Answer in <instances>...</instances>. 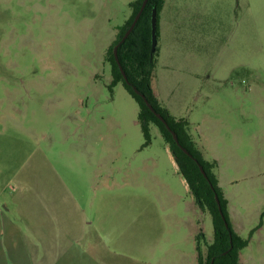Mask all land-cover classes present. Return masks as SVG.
Wrapping results in <instances>:
<instances>
[{
    "label": "rangeland",
    "instance_id": "rangeland-1",
    "mask_svg": "<svg viewBox=\"0 0 264 264\" xmlns=\"http://www.w3.org/2000/svg\"><path fill=\"white\" fill-rule=\"evenodd\" d=\"M133 1L0 0V207L31 236L3 231L0 264H198L213 241L159 128L146 145L138 102L109 88ZM169 2L203 74L169 84V105L218 161L242 264H264V0Z\"/></svg>",
    "mask_w": 264,
    "mask_h": 264
},
{
    "label": "trees",
    "instance_id": "trees-1",
    "mask_svg": "<svg viewBox=\"0 0 264 264\" xmlns=\"http://www.w3.org/2000/svg\"><path fill=\"white\" fill-rule=\"evenodd\" d=\"M143 1L136 0L130 4L133 10L132 16L122 27L118 28L117 38L107 51L106 60L110 63L112 73L109 88L113 92L114 88L122 83L138 102V122L145 137L146 145H150L152 141L151 126L156 125L159 128L174 153L175 161L187 180L197 202L212 216L214 239L211 243H206V252L203 251L200 245L198 246V264H240L241 252L248 247L250 239L241 237L233 228L229 212V200L225 197L217 174L219 164L216 160L205 158L202 148L192 134L189 120L173 115L168 107L157 98L153 89L154 71L159 48H157L152 57L151 19L154 8L158 11L159 19L164 0H149L134 31L118 48V57L126 73L128 83L115 58L114 49L120 44L131 27L142 7ZM134 87L148 99L156 112L164 117L171 131L178 136L179 144L175 141L172 132L150 110L144 98L135 92ZM181 147L187 149L194 158L186 154ZM199 164L204 167L208 178L201 172ZM216 196L219 198L225 220L222 217ZM226 223L228 226H226Z\"/></svg>",
    "mask_w": 264,
    "mask_h": 264
},
{
    "label": "crops",
    "instance_id": "crops-1",
    "mask_svg": "<svg viewBox=\"0 0 264 264\" xmlns=\"http://www.w3.org/2000/svg\"><path fill=\"white\" fill-rule=\"evenodd\" d=\"M158 22L159 35L157 48H159V55L154 71L153 89L157 98L168 107V109L173 115L178 118H184L181 115H178L174 107L169 105L171 104V95L168 85L183 82L184 78L185 82L188 81V78L192 79L193 82L196 84L195 87H199L202 85L203 74H201L198 70L195 69V65L193 66V64L191 63V59L189 58L187 53V48L189 47L192 39L197 37L198 40L199 33L196 32V25L193 23V21L190 20L188 16L182 13V11H175L174 9H172V4H170L169 0H164V5L160 12ZM166 70L170 71V73L172 74L171 79H169V81L166 80L163 76V73ZM178 70H180L181 72L186 71L185 73H188V75L183 74L180 77L178 74H176ZM189 122L191 124L192 129V122L190 120ZM192 134L194 135L193 132ZM194 137L202 148L205 158L211 160L208 158V150L202 145V143L197 140L195 135ZM22 213L23 215L25 214L24 212ZM25 216L27 215L25 214ZM27 226L28 225L20 226V224H16L12 221L6 222V212L4 208L0 207V236H2L4 231L7 240L11 243L17 240L30 241L29 237L31 236L26 232L30 229V227L27 230ZM40 227L41 226L39 225L34 228V231L37 233V236L41 235ZM67 237L71 238V235H67ZM40 239H42V237ZM240 264H242V254L240 257Z\"/></svg>",
    "mask_w": 264,
    "mask_h": 264
},
{
    "label": "water",
    "instance_id": "water-1",
    "mask_svg": "<svg viewBox=\"0 0 264 264\" xmlns=\"http://www.w3.org/2000/svg\"><path fill=\"white\" fill-rule=\"evenodd\" d=\"M148 2H149V0H144V1H143L142 7H141L139 13L137 14V16L135 17L134 22L132 23L131 27H130V28L128 29V31L126 32V34H125V36L123 37V39L121 40L120 44L117 45V46L115 47V49H114L115 58H116V60H117V63L119 64L120 70H121V72H122V74H123L125 80L127 81V83H128V79H127L126 73H125V71H124V69H123V67H122V65H121V63H120L119 57H118V48H119V46H120L122 43H124V42L128 39V37H129V36L131 35V33L134 31V29H135V27L137 26V23L139 22V20H140L142 14H143V12H144V10H145V8H146ZM151 29H152V50H151V55H152V57H153V55L155 54V52H156V50H157V47H158V11H157L156 8H154L153 11H152ZM134 90H135V92H136L138 95H141V96L144 98V100H145L147 106L150 108V110H151L154 114H156V116H157V117H158V118H159V119H160V120L166 125V127L171 131V128H170V126L168 125L167 121L164 119V117H163L162 115H160L159 113L156 112V110L154 109L153 105L148 101V99H147L144 95H142V94L139 92V90H138L137 88L134 87ZM171 132H172V134H173V137H174L175 141L177 142V144H179L178 136H177L173 131H171ZM181 149H182L186 154H188L191 158H194L193 155H191L187 149H185V148H183V147H181ZM173 156H174V153H173ZM174 158H175V156H174ZM195 160H196V159H195ZM199 167H200V170H201V172L203 173V175H204L206 178H208L207 173H206L204 167H203L202 165H200V164H199ZM216 199H217V202H218V204H219V208H220V211H221L222 217H223V219L225 220V217H224L223 212H222V208H221V206H220V201H219L218 196H216ZM226 226H228L227 223H226Z\"/></svg>",
    "mask_w": 264,
    "mask_h": 264
}]
</instances>
